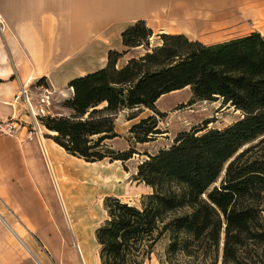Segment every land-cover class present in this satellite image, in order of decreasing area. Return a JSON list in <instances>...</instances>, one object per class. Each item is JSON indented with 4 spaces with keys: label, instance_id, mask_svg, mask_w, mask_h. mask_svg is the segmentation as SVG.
<instances>
[{
    "label": "trees",
    "instance_id": "16d2710c",
    "mask_svg": "<svg viewBox=\"0 0 264 264\" xmlns=\"http://www.w3.org/2000/svg\"><path fill=\"white\" fill-rule=\"evenodd\" d=\"M152 34L140 20L123 31V43L138 47ZM160 36L162 45L151 52L118 67L122 54L111 51L106 67L73 80L74 96L65 103L73 113L41 117L51 137L89 162L128 161L133 147L116 151L109 144L119 136L118 113L146 107L163 116L157 100L187 86L199 99L223 98L243 116L222 130L183 132L148 155L135 178L153 189L141 207L105 198L108 218L96 230L101 264H143L166 234L171 262L182 255L183 264H264V35L212 45ZM157 125L151 115L130 132L147 142L161 132Z\"/></svg>",
    "mask_w": 264,
    "mask_h": 264
},
{
    "label": "crops",
    "instance_id": "0c3cea01",
    "mask_svg": "<svg viewBox=\"0 0 264 264\" xmlns=\"http://www.w3.org/2000/svg\"><path fill=\"white\" fill-rule=\"evenodd\" d=\"M0 15L4 20L0 31V264H62L64 257L60 262L56 255L76 254L78 233L84 231L80 228L76 232L71 226L80 222L82 227L83 219H87L94 251L99 255L97 227L93 229L92 224L97 216L90 218L93 214L87 209L97 197L88 198V204L80 206L73 199L68 178L74 163L89 161L69 153L47 129L51 135L43 142L57 183L39 139L27 135L26 126H22L28 115L23 100H16V96L23 88L37 103L41 86L49 87L52 110L58 108L57 114L70 116L73 111L65 106L74 96L70 83L106 67L111 51L122 54L126 63L136 57L134 51L140 46H126L122 33L140 20L153 31V43L161 34H182L205 45L253 32L264 34L256 24L250 27L251 21L264 22V0H0ZM183 89L162 95L156 102L157 109L160 100ZM143 108L146 111L128 115L124 128L131 136L132 126L153 113L146 107L133 109ZM120 120L117 115L116 124ZM12 122L16 128L5 133V125ZM115 131L119 136L112 140L124 130L116 125ZM119 163L121 160L109 158L88 163L100 170L115 168L110 177L89 169L93 170L88 179L92 185L110 178V186L98 195L102 199H121V191L128 189L121 184ZM86 169L83 172L89 171ZM54 180L60 187L59 196L63 197L62 188L70 198L63 206L58 205ZM137 187L140 194L153 191L145 182L139 181Z\"/></svg>",
    "mask_w": 264,
    "mask_h": 264
},
{
    "label": "rangeland",
    "instance_id": "374dc122",
    "mask_svg": "<svg viewBox=\"0 0 264 264\" xmlns=\"http://www.w3.org/2000/svg\"><path fill=\"white\" fill-rule=\"evenodd\" d=\"M251 22L252 23L250 24V27H253L256 24V27H260L261 30L264 31V22H256V23H254V21ZM162 43L163 40L161 36L158 37L154 43L152 42L150 37L148 40L145 41L143 45H140V48H137L138 50H135L134 53L136 57H139L144 53L151 52L154 48L162 45ZM126 61H127L126 58L122 56V59H119L117 66L118 67L123 66L126 63ZM158 109L159 111L165 114L163 116H160L157 115L154 111L153 113L150 111L147 112V113H152V115L153 114L156 115V118L158 120L157 129L161 131L160 133H152L151 140L147 142H136L133 139L134 134L131 136V134H128V132L125 131L124 128L128 115L132 116L135 113L146 111L144 108L141 110H134L127 108L120 111L118 113V116L120 117L121 120L116 125H118V130H124V131L119 138H116V140H109V144L111 145L112 149L116 151H124L131 147H133L136 150V153L133 155V157L130 160L121 161V163H119V168L122 174L121 184L123 185V187H125V185H127L128 187L127 190L124 189V191H121L122 201L133 203V205H137L139 207H141L142 196L146 194L139 193L141 192V189L138 187L136 188V185L141 180L135 178L138 172L139 165L149 158L148 155L151 154L156 155L155 153L159 148L164 147V149H168L175 143L176 137L182 134L183 132L196 131L197 135H202L211 129L222 130L233 125L243 116L242 112L235 110L234 107H230L229 105H226L223 102V98L205 100L195 97L190 86L183 89L182 92H178L174 95L168 94L166 98L160 100L158 104ZM25 111L28 117L26 116L24 117L22 126H26L25 131L27 135L29 136L33 135L36 139H38V132H40V134L43 135L44 138H47V136L51 135V133L47 131V128L42 123L40 117L38 118L39 124H36V121L33 120V118L28 114L26 109ZM58 111H59L58 108H53L52 110V113L54 114L53 117L62 116L57 114ZM88 163L91 162H87L85 164L81 162L74 163L72 167L75 168L73 171H71V173H69L68 178L70 183H72L71 189L73 193V199L80 206H84L86 203L88 204L87 202L88 198H91L93 196L97 197L94 200L92 206L87 208L88 211L93 214L92 216H90V218L95 219L97 216L95 221L92 223L93 229H95L96 227L98 228L99 226H101L108 218L107 211L104 210L103 208L104 207L103 202L105 197L102 199L103 196H98V195L101 193L102 188L110 186L111 181L109 180L110 179L109 177L113 173V170L115 168L109 169L107 171L100 170L97 167H91V165ZM86 168H88V170L89 169L99 170L100 172L103 173V175H109V177L107 176V178L101 182L100 180H98L97 182V179L94 178V180L97 182V185L96 184L92 185L90 184L88 179L91 176L90 173H92L93 170L87 171L89 173L83 172V170H87ZM136 180L139 181L136 182ZM142 182L143 181H141V183ZM53 185L57 191L59 199L63 201L60 204V200L58 199V205L63 206L62 204H65V201L68 202L70 198L65 196V192L61 188L63 194V199H62L61 195L59 196L60 193H58L60 192L59 191L60 187L56 185L55 180L53 182ZM132 190H134L135 192L132 193ZM74 211L73 212L71 211L72 216L75 215ZM86 222L87 219L85 220L83 219L81 224L82 227L78 225V223L80 222H77L76 225L75 224L72 225V227L75 228L76 232L80 228L81 231H84L82 233H78V235H79V244L82 247H84V251H85L84 253L86 255V263L100 264L98 252L94 251L95 244L93 242L94 240L92 239L93 236L91 237V233H90L91 231L89 230ZM169 242H170L169 235L168 234L164 235L153 247V251L150 255V258L146 259L143 262V264H177V263L183 264V262L185 261V257H183L182 255H177L173 257L172 258L173 262H171L167 254ZM73 247L75 249L74 245ZM97 249L99 251L100 246H98ZM56 256L60 262L63 260L64 257V261H62V264H70V263L79 264V262L83 264L80 255L78 253L77 247H76V254L71 253L68 255V257H66L65 255H56Z\"/></svg>",
    "mask_w": 264,
    "mask_h": 264
},
{
    "label": "built area",
    "instance_id": "2783aa9c",
    "mask_svg": "<svg viewBox=\"0 0 264 264\" xmlns=\"http://www.w3.org/2000/svg\"><path fill=\"white\" fill-rule=\"evenodd\" d=\"M4 29V20L2 16L0 15V31L2 32ZM42 93L39 96L37 103L33 102V99L29 92L26 90V88H23L21 92L16 96V100H23L25 109L27 110L28 114L33 118L34 121H36V124L38 123V118L45 117V116H53L52 113V103L50 100L51 91L49 87L42 85L41 86ZM16 128V125L12 123H8L5 125V129L3 131L5 133H12L14 129ZM43 135L38 132V139L40 141L43 154L45 155V158L48 163V167L52 170L50 161L47 156V149L44 145V142L42 141Z\"/></svg>",
    "mask_w": 264,
    "mask_h": 264
},
{
    "label": "bare ground",
    "instance_id": "6f19581e",
    "mask_svg": "<svg viewBox=\"0 0 264 264\" xmlns=\"http://www.w3.org/2000/svg\"><path fill=\"white\" fill-rule=\"evenodd\" d=\"M43 137V136H42ZM42 141H44L45 142V138L43 137V139H42ZM46 147V146H45ZM47 156H48V151H47ZM48 159H49V156H48ZM49 161H50V159H49ZM50 164H51V162H50ZM54 170V169H53ZM52 170V172H53V175H54V177H55V179H56V181H57V183H58V180H57V176L55 175V173H54V171ZM58 186H59V184H58ZM76 191V190H75ZM59 193V192H58ZM62 199H63V197H62ZM63 202V201H62ZM65 207V206H64ZM67 210V209H66ZM68 211V210H67ZM69 219V218H68ZM72 225V224H71ZM72 227V226H71ZM73 228V227H72ZM77 250H78V253H79V255H80V258H81V260H82V263L83 264H87L86 263V255H85V251H84V247H82L80 244L78 245L77 244Z\"/></svg>",
    "mask_w": 264,
    "mask_h": 264
},
{
    "label": "water",
    "instance_id": "95a60500",
    "mask_svg": "<svg viewBox=\"0 0 264 264\" xmlns=\"http://www.w3.org/2000/svg\"><path fill=\"white\" fill-rule=\"evenodd\" d=\"M224 226H226V224L224 225ZM224 244V241L222 242V245Z\"/></svg>",
    "mask_w": 264,
    "mask_h": 264
}]
</instances>
